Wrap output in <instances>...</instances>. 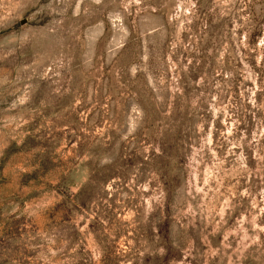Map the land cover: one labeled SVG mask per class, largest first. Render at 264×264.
<instances>
[{
	"label": "rangeland",
	"instance_id": "374dc122",
	"mask_svg": "<svg viewBox=\"0 0 264 264\" xmlns=\"http://www.w3.org/2000/svg\"><path fill=\"white\" fill-rule=\"evenodd\" d=\"M0 264H264V0H0Z\"/></svg>",
	"mask_w": 264,
	"mask_h": 264
}]
</instances>
